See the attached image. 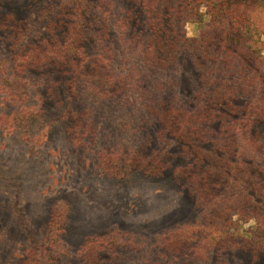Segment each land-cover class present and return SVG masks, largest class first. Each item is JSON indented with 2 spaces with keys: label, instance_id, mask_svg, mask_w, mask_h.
<instances>
[{
  "label": "rangeland",
  "instance_id": "374dc122",
  "mask_svg": "<svg viewBox=\"0 0 264 264\" xmlns=\"http://www.w3.org/2000/svg\"><path fill=\"white\" fill-rule=\"evenodd\" d=\"M0 1L1 5L16 6L13 3H18L20 5L16 7L23 8L33 0ZM58 4V0H41L24 16L12 15L5 5L2 8V14L12 16L14 23L27 21L29 32L16 43L12 24L8 26L6 19L1 21L5 25L0 28V234L4 236L0 242V264H21L24 255L35 250L32 247L44 244V228L50 221L52 209L59 204L68 205L70 216L65 234L60 238V247L55 249L61 254H53L56 264H86L81 257L85 244L115 230L124 235L127 246L104 255L103 264H264V245L255 246L249 242L255 229L254 220L243 222L237 230L226 234L231 238L221 237L220 245L201 241L214 234L213 227L206 226L205 213L209 207L203 198L210 200L213 195H223L224 183L207 194L208 197L198 196L193 189V177L176 176L180 167L190 165L199 169L196 158L177 159L168 173L158 178L135 174L117 179L98 167V159L103 156L101 152L108 156L117 152L134 155L130 150L139 153L141 142L146 140V133L142 132L143 118L134 106H127L125 100L163 99L156 96V88L166 86L172 91L164 99L188 100L190 109L195 110L203 81H200L201 72L192 59L184 54V60L167 67L144 68V63L139 60V48L145 40L141 32L147 33L139 0H106L105 4L94 0L92 31L101 30L108 21L112 32L110 45L115 50V57L110 64L111 71L127 77L139 61L147 76L143 78L147 86L145 92L136 86L133 92H117L116 98L109 101L100 96L93 97L95 92L88 86L89 76L96 68L93 61L84 68L87 76L75 75L73 68L58 66L56 59L42 66L40 72L20 69L17 54L28 52L30 47L38 50L40 46L37 45H41L37 38L41 27L34 16L45 5L55 8ZM55 10L59 12L56 7L44 17L42 31L46 44L42 42L40 47L44 52H47V44L63 46L67 40L70 19L68 15L53 13ZM130 11L138 16L136 20L140 26L137 30H133L138 26L137 21L133 28L127 30L124 27ZM105 15L109 16L108 20ZM52 25L58 28L54 32H51ZM177 27L182 35L193 41L204 31L202 26L187 22L185 17L178 21ZM256 38L258 41L253 48L256 61L244 62L242 55L236 59V67L245 68L246 76L254 79L264 78V35ZM92 39L85 43L86 53L95 59L101 56L102 46ZM185 60L188 62L184 63ZM238 78L236 75L235 80ZM56 80L68 93L55 87ZM73 85L79 88L78 94L73 92ZM242 85L239 84L237 89L243 88ZM256 91V88L250 89L249 93L244 91L240 99L233 101L231 105L240 110L235 117L210 123L204 136L207 141L202 144L203 150L219 161L242 166L244 182L253 185L264 184L262 143H259V152V148L255 149L256 141H251L256 130L244 137L248 139L244 141L234 135L230 124L238 116L246 120L245 107L256 96L253 95ZM222 111L228 112L229 108ZM73 112L92 126L93 132L81 148L73 144L69 133ZM88 112L90 117L86 118ZM150 131L149 144L153 146L157 130L152 127ZM260 138L259 142L264 143V137ZM247 149L249 153H246ZM219 182L217 178L216 183ZM250 192L255 204L264 208L261 198L252 190ZM192 228H195L191 239L195 240L192 249L195 253L163 249L164 236L178 229ZM137 248L140 252L135 250Z\"/></svg>",
  "mask_w": 264,
  "mask_h": 264
},
{
  "label": "trees",
  "instance_id": "16d2710c",
  "mask_svg": "<svg viewBox=\"0 0 264 264\" xmlns=\"http://www.w3.org/2000/svg\"><path fill=\"white\" fill-rule=\"evenodd\" d=\"M40 1L33 0L23 8L16 7L20 5L18 3H13L16 6L5 3L3 5L9 8L8 11L12 15L24 16L32 6ZM58 1L60 4L55 8L57 7L59 12L55 10L53 13L68 15L70 19L65 44L56 47L47 44V52L40 48L42 42L46 44L42 31L44 17L51 13V9H55L45 5L34 16L36 23H39L41 27L37 33V38H40L38 44L41 45H37L40 46L38 48L40 51L30 47L28 52L23 51L17 54L19 68L40 72L43 69L42 66L56 59L54 61L58 66L73 68L75 75L87 76L84 68L87 63L93 61L96 68L95 72L89 76L90 80L88 81V86L95 92L93 97L100 96L109 101L116 98L117 92L120 93L124 90L133 92L136 86L145 92L147 86L143 78H147V76L144 75L145 69H142L139 61H136L127 77H120L111 71L110 64L115 57V50L110 45L112 32L108 21H105L101 30L92 31L91 17L94 0ZM105 1L101 0V3L105 4ZM139 3L145 15L147 33L146 35L141 32L145 40L140 43L142 48H139V60L144 63V68L147 66L157 69L178 63V61L184 60L183 56L187 54L194 65L198 67L202 76L199 78L200 81L201 79L203 81L202 88H200L202 91L197 102L199 105L195 110H191L188 100L180 98L172 100V97L164 99L167 93L172 91L166 86H162V88L157 86L156 88V96L163 99L154 97L133 102L125 100L126 105L134 106L139 117L143 118L145 127L142 128V132L146 133L147 141L141 142L139 153L130 150L134 155L127 156L117 152L116 155L108 156L105 152H101L103 156L98 159V167L104 170L106 175L117 179H124L135 174L158 178L167 174L177 159L194 157L199 169L190 165L180 167L176 176L188 179L193 177L196 185L193 189L196 190L198 196L208 197L207 194H210L213 189L223 186L224 183L223 195L220 197L213 195L210 200L203 198L209 207L206 208L205 213L208 219L206 226L213 227L214 234H209L211 240L208 237L207 239L201 238V241L213 242L216 243V246L220 245L221 237L237 230L243 222L254 220L255 229L249 242L255 246H263L264 208L255 204V198L250 191L252 190L259 196L264 204V184L253 185L246 180L244 182L242 166L236 167L234 163L219 161L205 152L202 144L207 141L204 136L208 132L209 124L216 120H228V118L235 117L240 110L231 105L233 101L240 99L242 92L249 93L250 89L256 88L257 91L253 94L256 96H253L252 100H249L251 102L245 107L246 120H242L238 116L234 118L235 122H232L230 127L234 135L241 138L249 136L253 130H256V136L251 141H256L254 142L255 149L259 148V152V143H262L261 147L264 149V143L259 142L260 136L264 137V78H251L246 76L245 68L240 70L236 67L238 58L243 57L244 62L257 59L253 48L256 47L258 41L256 36L259 35L261 38L264 35V0H139ZM3 5L0 3V28L5 25L3 24L5 22L1 23V21L6 19L8 26L12 24L14 28L13 38L16 43H19L29 32V23L27 21L22 24L14 23L12 16L7 17L2 14ZM108 17L105 15V20H108ZM137 17L134 11H130L127 19L124 20V27L127 30L133 28V23L136 24L137 21L138 26L133 29L137 30L140 26L136 20ZM183 17L187 19V22L204 28L196 41L186 38V35H182L179 31L177 24ZM52 26L54 28L51 32L58 29L57 26ZM91 37L94 42H100L102 46L101 56L95 59L86 53L85 43ZM14 60L17 62L16 58ZM78 61H80L79 64H77ZM187 62V60L184 61V63ZM236 75H239L238 80H235ZM62 76L65 74L62 73ZM56 81L55 87L68 93L66 89L62 88V83L59 80ZM241 83H243V88L237 89ZM207 85L213 89H208ZM68 87L71 89V85ZM17 89H19V85ZM73 92L79 93L77 85H73ZM72 107L73 102H71L70 109ZM224 108H229V111L223 112ZM84 113L86 114V112ZM85 117H90L89 112ZM72 119L69 133L73 144L77 148H81L85 139L93 132L92 126L84 123L74 112ZM152 127L157 130L153 146L149 144ZM244 141H248V139L244 138ZM157 146L158 149H155ZM249 152L250 150L247 149L246 153ZM205 165L206 168H204ZM262 173L264 176V170ZM217 178L220 180L219 184L216 183ZM69 216L68 205L59 204L53 208L50 221L44 228V244L41 247H32L35 250L26 253L21 264H56L55 255L60 256L61 252L55 249L60 247V238L65 234ZM193 229L195 228L178 229L164 236L162 239L163 249L165 247L176 252L195 253L192 250L195 240H191L195 233ZM231 237L228 236V238ZM3 240L4 236L0 234V242ZM128 241L130 242V240ZM126 243L124 235L115 230L89 240L82 249L81 257L86 264H103L101 261L104 255L114 253L122 246L126 247ZM135 250L140 252L139 248ZM54 253L56 254L53 255Z\"/></svg>",
  "mask_w": 264,
  "mask_h": 264
}]
</instances>
